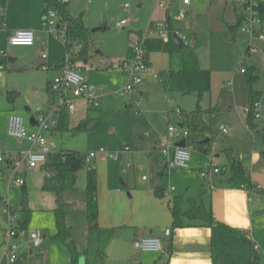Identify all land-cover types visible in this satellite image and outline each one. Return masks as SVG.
Listing matches in <instances>:
<instances>
[{"label":"rangeland","instance_id":"rangeland-1","mask_svg":"<svg viewBox=\"0 0 264 264\" xmlns=\"http://www.w3.org/2000/svg\"><path fill=\"white\" fill-rule=\"evenodd\" d=\"M174 1L173 3L165 1L162 7L155 2L159 15H154V11L147 6L138 10V0H70L69 12L73 16L81 15L90 30L96 28L94 24L97 22L101 23V28L107 27L106 31L101 29L92 34L87 61L78 60L73 63L88 86L93 88L99 96L102 122L92 133L79 136L61 133L51 141L55 143L56 151L73 150L85 154L89 150L98 148L114 153L128 146L130 152L125 153L122 159L131 161L135 168L132 172L129 169L127 174L122 175L119 165L111 159L93 162L94 169L98 173L100 166L114 170V180L111 181L114 182L116 191L124 194L126 200L133 196V188L139 189L151 185V166L162 168L167 172L168 170L162 165L160 154L153 149L157 143L155 137H160L161 140L170 139L171 136L167 132L169 121L174 126L181 123V114H177L176 110L188 114L195 110L198 100L196 94L182 95L175 91L168 92L173 89L172 82L169 78L160 77L161 72L178 69L181 66L180 48L173 40L175 34L180 39L184 38L185 43L195 48L200 67L211 72L210 92L200 99L199 105L206 110L212 109L213 114L204 117L212 131V149L206 153L198 149L199 142L208 139L206 133L189 134L187 141L190 154L189 167L187 170L172 169V171L185 173L187 181L194 185L204 184L205 181L201 179L198 170L203 168L209 159H212L220 168L226 169L224 174L218 176L224 180L229 175L225 156L226 152H229L248 170L251 182L260 186L264 191V162L259 155L262 141L258 134L247 128L245 122L247 115L244 112V109L250 106V92L253 94L254 102L261 101L264 104V40L250 38L248 34L240 31L239 26L234 32L229 31L228 26H234L237 18L243 14V9L236 2L237 0H191L188 7L181 6L177 0ZM125 4L129 6L128 12L122 11ZM43 10L44 7L39 0H7L4 10L0 7L1 14L4 15V20L0 25V52H4L6 59H16L14 63L6 61L5 66L11 69L13 65H21V68L25 69L12 73L8 70L3 71L0 82V111H8L11 105H15L20 114L26 117L29 113L33 114L36 107H46L48 102L52 105L51 108L63 104L59 92L44 90L46 81L52 82L56 76L61 74L62 67L58 65L63 64L67 52L62 42V33L51 34L43 28ZM167 11H169L168 18L166 17ZM179 11L183 12V17L178 15ZM124 18L128 19L127 25L122 27L124 29L117 27L116 24ZM36 20L39 21V27L43 32L44 50L39 49L37 43L34 47L9 45L7 34V31H10L9 28L24 26ZM100 20L102 22H99ZM151 23L153 26L156 23L164 26L163 31L168 42H163L154 27L148 30ZM138 29H141L144 37L149 68L138 90L142 91L145 85L147 90L139 93L138 96L120 98L118 92L125 85V76L118 66L128 55V43L134 40L135 36L130 34V31ZM32 31L35 39V31ZM257 31L264 37L262 30ZM56 35L58 37H55ZM73 50L77 52L79 47L76 46ZM42 54L46 56L44 60L41 59ZM36 60H41L43 64L37 69L36 67L31 68V64ZM53 60H56L54 66L50 64ZM241 70H244V73ZM249 73L254 77V81L250 83L247 81ZM5 75L8 77L6 84L3 80ZM153 75L156 76L154 80H152ZM8 89L15 90L17 93L13 104L7 99ZM68 96L76 104L75 110L68 113L70 128L74 127L84 116L83 106L86 107L87 104L77 102L81 100H77L71 94ZM139 100L141 110L146 113L145 116H136L134 110L126 109V106H132L134 101ZM252 123L256 130H264V119L253 117ZM223 126L230 129L228 135L222 134L221 127ZM140 128H142L141 132H139ZM176 141L172 139V143ZM150 152L153 154L148 156ZM252 152L255 154L252 155ZM3 165L4 162L1 166ZM4 171L5 174L0 173L2 197L0 199V219L4 215V220H6L7 215L2 209L6 206H15L17 211H21L18 202L20 196L23 198V195L20 186L9 179V169ZM86 172L87 168L84 166L81 174L76 178L75 185L79 194L85 188ZM18 177L22 176L18 175ZM182 177L178 175L175 179L179 181ZM125 181V186L121 185V182ZM172 185H174L173 182L169 183L165 190L167 191ZM170 193L165 197L171 195ZM19 211L14 225L17 227L22 246L18 250L16 264H70L67 248L54 235V215L51 213L44 216L34 212L30 214L28 223L24 224L26 216ZM73 214V216L76 214L78 216L69 218L67 215V222L73 232L72 240L75 250L81 255L79 259L88 257L89 264L93 262L98 264L100 259L97 251L106 248L105 264H123L119 262L118 257L120 248L130 251L126 242L118 238L111 246L109 241L102 238V235L96 240L95 235L92 237L85 232V221L82 222L79 219V211ZM83 219L85 220V215ZM255 219L258 233H264V215ZM3 228L4 232L0 231V253L1 261L5 262L2 252L6 240V226ZM36 230H40L46 237L38 247H33L29 236ZM49 235H51V243H48ZM120 235H123V231ZM30 250L32 254H29ZM260 264H264V253L260 256Z\"/></svg>","mask_w":264,"mask_h":264},{"label":"crops","instance_id":"crops-1","mask_svg":"<svg viewBox=\"0 0 264 264\" xmlns=\"http://www.w3.org/2000/svg\"><path fill=\"white\" fill-rule=\"evenodd\" d=\"M155 2L157 3V0H138L137 9L141 10L147 6L151 8L152 11H154L153 12L154 15H159ZM124 6L122 8V11L128 12L129 6L126 9L124 8ZM138 15H140V13H138ZM240 19H241V15L239 16V18H237V20L240 21ZM3 20H4V15H3ZM121 20H127L128 23L127 18ZM99 22H102V20H100ZM83 24L85 25L86 28L90 30V27L87 25V23L83 21ZM100 24L97 22L94 24V26H96V28H100L99 30H101L102 25ZM9 29L10 31H7V34L9 36L17 30H23V29L34 30L35 39H34V44L31 47H34V45L37 43L39 45L38 48L44 50L45 42H43V32L39 27L38 20L24 26H12ZM91 34L93 33L91 32ZM130 34L135 36L134 39H137L138 37L141 36V29L132 30L130 31ZM128 55H129V51H128ZM8 59H6L4 63H2L3 71L8 70L11 71L10 73H12L13 71L21 72L22 70H25L21 68V65L19 66L13 65L11 69H7L5 63L6 61H8ZM10 59L12 61L11 62L8 61L9 63H14L16 61V59L14 58H10ZM147 60H148V56H147ZM42 64L43 62H41V60L40 61L36 60L31 64L32 65L31 68L36 67L37 69ZM50 64L54 66V64H56V60H53V62ZM58 66L62 67V65H58ZM180 67L178 69H171L166 72L177 71L180 69ZM166 72L160 73V77L162 79L168 78L163 76V74H165ZM152 77H153L152 80L156 78L155 75H153ZM3 80H5L4 82L6 84L8 77L5 75ZM50 83H51L50 81H46L44 90L46 91L49 90ZM145 86H143L142 91L139 90V93L143 92L144 90H147L146 89L147 87ZM172 91H175L174 85L172 90H168V92H172ZM8 92H13L17 94L15 90L8 89L6 91V94ZM14 100L10 103L13 104L15 102ZM77 102H81V104L86 105L85 102L83 101H77ZM11 106H12L11 109L8 111H0V151L5 155L4 165L0 167V173L2 174H5L4 170H7V168L9 169L12 158L18 156L19 152H22L30 147L28 142L26 141L18 142L16 139L9 136L7 133L8 116L10 114H17L22 116L15 105H11ZM51 107L52 105L50 104V102H48V105H46V107H42L44 109L42 108L40 109L43 112H47L51 109ZM100 107L101 106H99L98 108H90L88 105H86V107L83 106L84 116L78 120L77 124L86 117L92 119H98L101 124L102 117L100 116V111H99ZM37 108L39 107H36L34 109L33 114L29 113L26 115V117L22 116L24 120V126L30 132L36 130V118L38 116L36 112ZM126 109L134 110L131 105L126 106ZM26 110L29 111L28 108H26ZM141 111L143 112V114L140 116H145L146 113H144L143 110ZM180 114H182L181 111ZM169 124L172 123L169 121ZM76 125L74 127H76ZM178 126H180V124H178ZM74 127H70V128L73 129ZM224 127L226 126H223L221 128ZM141 131L142 128L139 129V132ZM229 132L230 129H228L227 133L224 134L222 132V134L228 135ZM261 132L264 133V130H262ZM58 134L61 133L52 131L46 133L45 135L48 141L53 143V141H51L52 138H54ZM160 140L161 138L156 136L155 141L157 143H155V145L153 146V149L157 150L158 152L156 153L158 154H160V152L158 150L157 145L159 142H161ZM176 143L177 142H175L174 144ZM152 154L153 153L150 152L148 156ZM254 154L255 152H252V155ZM161 162H162V158H161ZM24 168L25 166L23 165L22 167L23 171L19 172V175L22 176L24 180L23 186L24 189L26 190V195L25 198H21L20 196L18 204L21 211L19 210L18 211L20 213L22 212L23 214H25L26 219L24 224H26L28 223L30 214L34 212L43 214L44 216H47L51 213L52 215H54L53 209L55 207V203L53 196L42 189L46 174L41 171L40 166L31 171H26L24 170ZM187 169H181V170H187ZM134 170L135 168L131 166L130 172ZM151 170H152L151 185L149 187H144L139 189L136 187L133 188V196L129 197V200H126L124 194L116 191V188H114L115 186L114 182L111 181L114 180V170L111 171L109 167L106 168V166H100L99 173L96 172L95 169L96 179H97V183H96V199H97V211H98L97 228L90 229L87 225L85 204H84L85 188L83 192L80 194L76 189L75 193L68 197V200L73 203L72 210L68 214L69 218L70 216L71 218H76L78 214H76V216H73L74 215L73 213L78 210L79 219L82 222L85 221L84 229L87 234L91 235L92 237L93 235H95V237H97L96 240H98V236L102 235V238L104 237L106 241H109V245L111 246L114 245L113 243L115 242V239L118 238H121V241L126 242V244L130 248V251H126V248L124 250L120 248L119 257H118L119 262H122L123 264H219V256L217 253L218 251H223L225 253L246 259L249 256V246L247 243L248 240H251L256 244L260 256L262 255V253H264V233H258L256 219H255L258 216L261 217L262 215H264V191L260 186L252 183L254 186L252 189H246L244 187L235 188L226 184V180L228 177H226V179L224 180H222L220 177H217L213 182V189H209L206 182L200 185H194L191 182H188L187 181L188 179L185 177V173L183 172L182 173H179L178 171L174 172L172 171V169L165 172L164 170H162V168L158 169L157 167L154 166H151ZM79 174H81V171H79ZM178 175L183 176L179 181L175 179V176ZM171 182H173L174 185H172L170 188L173 187L174 190L170 191V188H168V190L166 191L165 187L168 186V184ZM85 183H86V176H85ZM121 183H122L121 185L125 186L126 181ZM19 188L22 191V186H20ZM160 190H163V195H161ZM164 192H169V193L171 192L170 193L171 195L165 197ZM172 192L175 193L173 194ZM1 198L2 197L0 194V199ZM22 204H24L23 207ZM193 205L203 206L206 210H210L213 220L216 223H220L225 226H228L231 229L237 230L238 233L228 232L216 225L207 226L199 219L189 220L186 217L180 218V223H181L180 226L175 225L172 215L173 207L175 206L180 212L185 213L189 211V209ZM22 208L24 209V211H22ZM83 215H85V220L83 219ZM4 217L5 216L2 215V218L0 219V231H3L4 230L3 226L4 227L6 226L5 224L6 220H4ZM54 221H55V216H54ZM166 229L170 230L169 237H164V231ZM122 231H123V235H120ZM56 233H57V228L55 222L54 235L56 239L62 241L57 237ZM72 234L73 232L71 229V239H72ZM45 237L46 235H44V238ZM147 237L161 238L163 250L161 252H156V253L136 251L133 245L134 241ZM50 239H51V235H49L48 243L52 242V241L50 242ZM63 243L67 248L65 242ZM106 250L107 249L104 248L103 250L97 251L98 258L100 259V262L98 264H105L104 258L106 257L105 255ZM29 254H32L31 250L29 251ZM78 255L81 256L80 253H78ZM69 256H70V252H69ZM88 262H90L88 257H84L83 259L78 258L79 264H89ZM69 263L71 264V257H69ZM0 264H6L4 261H1V253H0ZM91 264H95V262Z\"/></svg>","mask_w":264,"mask_h":264},{"label":"built area","instance_id":"built-area-1","mask_svg":"<svg viewBox=\"0 0 264 264\" xmlns=\"http://www.w3.org/2000/svg\"><path fill=\"white\" fill-rule=\"evenodd\" d=\"M61 3H66L69 0H59ZM165 1L168 3L175 2L174 0H157L159 7L164 6ZM181 6H189L191 0H177ZM243 9L241 15V24L239 26L240 31L246 33L250 38L258 39L263 41L264 37L258 33V29L261 30V26L264 22V0H237ZM128 5H125L126 9ZM178 15L183 17V12L179 11ZM127 20H121L117 23L118 27L125 26ZM154 27L163 42H167L168 38L163 31L164 26L161 23H156L153 26L151 23L148 30ZM43 28L54 34L55 32L62 33V42L65 44L64 31L65 27L59 23L57 14L50 10L44 14ZM55 37H58L56 35ZM182 41L184 38L181 39ZM10 46L13 47H31L34 44V32L30 29L17 30L11 34L8 38ZM129 55L123 61L119 63V69L125 75V85L118 92V97L125 98L129 96L139 95V86L144 79V74L149 71L148 60L146 56V49L144 45V37L141 34L140 37L134 39L128 43ZM5 57L4 52H0V58ZM44 60L46 56L41 55ZM3 65L0 63V80L2 77ZM244 73V70H241ZM49 90L51 92H59L63 104L54 106L47 112H43L40 108L36 109L38 114L36 118V130L33 132L28 131L24 126L23 117L17 114H10L7 119V133L9 136L16 139L18 142L26 141L30 147L22 152H19L18 156L12 158L9 166L10 176L9 179L13 180L19 186L24 185L22 177H18L19 172L23 171L22 167L25 166L24 170L31 171L45 164L50 155L56 152V145L48 141L46 133L52 132L58 125V114L62 109H66L68 113L75 110V101L69 99L71 94L77 100L85 102L90 108H98L99 96L96 91L89 87L85 79L80 74L73 63L70 61V54L66 55L63 60L61 74L56 76L54 80L49 84ZM133 101V100H132ZM134 114L140 116L143 114L141 111V101H134L132 105ZM246 115L251 114L252 117L258 119H264V104L261 101L253 102L248 108L244 109ZM177 114H180L179 110H176ZM181 122V120H180ZM224 134L228 132V128L224 127L221 130ZM167 132L170 134L169 138L161 140L158 150L161 154L162 164L167 170L171 169H187L189 167L190 154L187 149V141L189 134L187 130L180 126H174L169 124ZM173 140L180 142L186 141V147H176ZM130 152L128 146H124L119 152H108L102 148H98L89 151L84 156V165L87 170H93V162L100 160L106 161L108 159L116 162L120 167V173L122 175L127 174L132 166L131 161L123 160L122 156L125 153ZM5 160V155L0 151V167ZM225 168H220L214 163L212 159H209L207 163L200 169L199 175L203 179L209 189H213L214 180L225 173ZM144 179V177H143ZM174 188H170L173 191ZM169 192H164V195H168ZM3 213L7 215L6 219V240L3 244V257L6 264H15L17 259V253L22 243L19 240V233L16 225H14L15 218L17 216V210L13 207L6 206L2 209ZM170 236V230L164 231V237ZM44 238L43 233L40 230H36L30 233L29 240L33 247H38ZM134 247L140 252H161L163 250L162 240L158 237H147L135 240L133 243Z\"/></svg>","mask_w":264,"mask_h":264},{"label":"trees","instance_id":"trees-1","mask_svg":"<svg viewBox=\"0 0 264 264\" xmlns=\"http://www.w3.org/2000/svg\"><path fill=\"white\" fill-rule=\"evenodd\" d=\"M7 0H0V7L4 9ZM44 7V14L50 10L54 11L58 18L59 23L65 27L64 39L65 50L70 54V61L72 63L82 60L87 61L89 56V48L91 46L92 34L88 28L85 27L82 21V16H73L69 12V1L61 3L59 0H39ZM3 22V15L0 12V25ZM240 21L233 26H228L230 32L240 26ZM261 30L264 32V22L261 26ZM79 47V50L75 52L73 48ZM181 51V67L177 71H169L163 74L168 77L173 85L175 91L182 95L196 94L197 104L195 110L188 114H181L180 125L184 127L188 134L206 133L208 139L200 142L198 145L199 151L206 153L212 149V131L208 124L204 120V117L213 114L212 109H203L200 105V99L210 92L211 89V72L209 70L202 69L200 67L195 48L184 41L180 44ZM5 57L0 58V63H4ZM247 81L250 83L254 81V77L251 73L248 74ZM16 97L13 92L7 93V99L12 102ZM254 102L253 94L250 92V105ZM68 112L66 109H62L58 114V125L53 130L58 133H70L73 136L80 134H87L94 131L99 125L98 119H92L86 117L81 120L73 129L69 128ZM252 115L248 114L245 117L246 126L248 129L254 131L260 136L262 141V149L260 150L261 159L264 162V133L256 130V127L252 123ZM85 153L73 151V150H59L50 155L47 162L40 166L42 172L46 174L43 182L42 189L45 192L50 193L54 198L55 207L53 213L55 216L57 237L65 242L71 257V264H79V255L74 248L73 241L71 239V229L67 224V215L72 210L73 203L68 200V197L75 193L76 188V173L83 169ZM226 157L228 160L229 176L226 180V184L231 187L246 189H252L254 186L250 180L247 170L243 165L236 161L231 153L227 152ZM224 174V173H223ZM96 172L95 169L87 170L86 183L84 191V204L87 225L90 229L97 228V199H96ZM163 195V190H160ZM22 195L25 198L26 190L22 185ZM24 204H22L23 207ZM22 211L24 209L22 208ZM172 215L175 225L180 226V218L186 217L189 220H201L205 225H216L231 233H238L237 230L231 229L220 223H216L213 220L210 210H206L203 206L193 205L189 211L182 213L175 206L172 209ZM249 246V256L244 259L235 255L218 251L219 264H260L259 250L254 242L247 241Z\"/></svg>","mask_w":264,"mask_h":264},{"label":"water","instance_id":"water-1","mask_svg":"<svg viewBox=\"0 0 264 264\" xmlns=\"http://www.w3.org/2000/svg\"><path fill=\"white\" fill-rule=\"evenodd\" d=\"M166 17H167V18L169 17V11L166 12ZM166 26H168V24H166ZM99 29H100V28L93 29V30H91V32L94 33L95 31H97V30H99ZM101 29L105 31V30H107V27L104 26V27L101 28ZM173 40H174V42L177 43L178 45H180L181 42H182V40H181L180 38H178L175 34L173 35ZM8 61L11 62L12 60L9 58ZM180 127H182V126L180 125ZM175 146H176V147L184 148V147H186V141H185V140H182V141H180V142H177V143L175 144ZM78 174H79V172L76 173V175H78Z\"/></svg>","mask_w":264,"mask_h":264}]
</instances>
